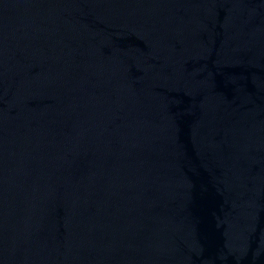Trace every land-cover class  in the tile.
<instances>
[{
	"label": "water",
	"instance_id": "obj_1",
	"mask_svg": "<svg viewBox=\"0 0 264 264\" xmlns=\"http://www.w3.org/2000/svg\"><path fill=\"white\" fill-rule=\"evenodd\" d=\"M0 264H264V0H0Z\"/></svg>",
	"mask_w": 264,
	"mask_h": 264
}]
</instances>
